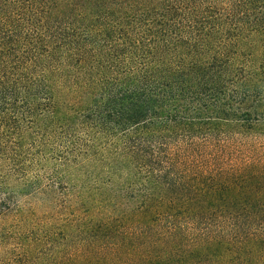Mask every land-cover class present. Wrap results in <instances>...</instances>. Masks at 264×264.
Listing matches in <instances>:
<instances>
[{"label":"trees","instance_id":"obj_1","mask_svg":"<svg viewBox=\"0 0 264 264\" xmlns=\"http://www.w3.org/2000/svg\"><path fill=\"white\" fill-rule=\"evenodd\" d=\"M0 264H264V0H0Z\"/></svg>","mask_w":264,"mask_h":264},{"label":"rangeland","instance_id":"obj_2","mask_svg":"<svg viewBox=\"0 0 264 264\" xmlns=\"http://www.w3.org/2000/svg\"><path fill=\"white\" fill-rule=\"evenodd\" d=\"M34 126L31 121L24 122L25 128ZM71 139V137L49 136L39 129H34V134L23 141L25 144L23 160L26 161V166L24 170L19 171V176L29 175L33 189L42 188L45 189L44 191L54 189V192L49 195H36L27 201L20 202L26 210L27 217L39 224L37 228L40 231L46 228V224L50 221L46 213L47 209L52 211L53 208L61 207V212L65 214L66 208L69 207L67 197L71 187L67 181L61 182L59 175H61L62 163L68 157L67 149ZM15 220L10 218L9 223L13 226Z\"/></svg>","mask_w":264,"mask_h":264}]
</instances>
